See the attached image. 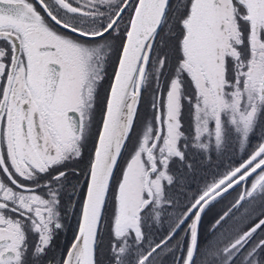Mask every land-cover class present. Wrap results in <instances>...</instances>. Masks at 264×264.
<instances>
[{
	"label": "snow or ice",
	"instance_id": "1",
	"mask_svg": "<svg viewBox=\"0 0 264 264\" xmlns=\"http://www.w3.org/2000/svg\"><path fill=\"white\" fill-rule=\"evenodd\" d=\"M0 264H264V0H0Z\"/></svg>",
	"mask_w": 264,
	"mask_h": 264
},
{
	"label": "rangeland",
	"instance_id": "2",
	"mask_svg": "<svg viewBox=\"0 0 264 264\" xmlns=\"http://www.w3.org/2000/svg\"><path fill=\"white\" fill-rule=\"evenodd\" d=\"M220 161H217V163H219ZM228 162V158H225L224 159V163H227ZM62 240H63V238H62Z\"/></svg>",
	"mask_w": 264,
	"mask_h": 264
},
{
	"label": "flooded vegetation",
	"instance_id": "3",
	"mask_svg": "<svg viewBox=\"0 0 264 264\" xmlns=\"http://www.w3.org/2000/svg\"><path fill=\"white\" fill-rule=\"evenodd\" d=\"M73 223H74V222H73ZM61 242H63V240H62Z\"/></svg>",
	"mask_w": 264,
	"mask_h": 264
}]
</instances>
